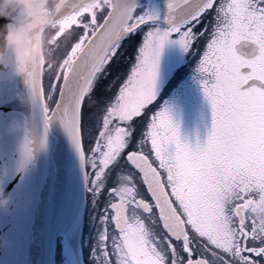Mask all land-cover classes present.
Returning a JSON list of instances; mask_svg holds the SVG:
<instances>
[{
  "label": "snow or ice",
  "instance_id": "1",
  "mask_svg": "<svg viewBox=\"0 0 264 264\" xmlns=\"http://www.w3.org/2000/svg\"><path fill=\"white\" fill-rule=\"evenodd\" d=\"M135 7L52 0L56 59L28 83L46 122L82 146L100 204L97 264H264V0H169L168 28L142 38L156 17ZM173 37L206 74L212 129L195 148L152 110L158 53ZM131 229L146 237L140 256L123 246Z\"/></svg>",
  "mask_w": 264,
  "mask_h": 264
},
{
  "label": "water",
  "instance_id": "2",
  "mask_svg": "<svg viewBox=\"0 0 264 264\" xmlns=\"http://www.w3.org/2000/svg\"><path fill=\"white\" fill-rule=\"evenodd\" d=\"M155 1L168 12L169 0ZM51 3L0 0V191L9 198L0 206V264H54L61 235L78 249L85 207L82 146L60 121L46 122L28 85L44 63L40 37L51 24Z\"/></svg>",
  "mask_w": 264,
  "mask_h": 264
},
{
  "label": "rangeland",
  "instance_id": "3",
  "mask_svg": "<svg viewBox=\"0 0 264 264\" xmlns=\"http://www.w3.org/2000/svg\"><path fill=\"white\" fill-rule=\"evenodd\" d=\"M154 9L153 1L142 0L138 3L135 11L138 15H155L157 13ZM158 15L160 14L158 13ZM68 26L67 23L62 24L60 31L63 32ZM53 27L54 25L48 26L41 38L44 63L49 64L56 59L55 44L57 36L60 34L59 32L53 34ZM147 27L148 31L152 28H158L161 32L168 28L163 24H149L142 28L144 32ZM174 39L175 37L166 41L158 53L155 79L156 97L153 102L158 106L154 110H167L173 125L178 129L180 140L195 148L206 144L212 129L211 104L204 92L202 83L206 74L201 73L198 76L195 72L191 73L190 68L193 65L190 64L198 61L199 57L185 51L180 44L173 42ZM135 58L136 54L131 63L135 62ZM182 66H185L186 70H183ZM163 89H165V93L158 96L164 91ZM164 96H166L165 101L162 100ZM116 132L117 130L114 129L110 136L108 135L111 137L109 142L114 141ZM169 147L170 151L175 150L174 144ZM68 255L69 253L65 250H60L55 259L58 260L59 258L60 264H69Z\"/></svg>",
  "mask_w": 264,
  "mask_h": 264
},
{
  "label": "flooded vegetation",
  "instance_id": "4",
  "mask_svg": "<svg viewBox=\"0 0 264 264\" xmlns=\"http://www.w3.org/2000/svg\"><path fill=\"white\" fill-rule=\"evenodd\" d=\"M154 2L157 18H160L159 23H163L164 19L167 17V11L165 6L155 0H151ZM157 6V7H156ZM158 13L160 15H158ZM148 30L145 31V33ZM134 54V51H133ZM135 54L132 58L129 59L128 63H131V61L134 59ZM185 63V62H184ZM182 63V65H184ZM191 69V73L195 72L198 76L201 74L199 71V59L196 61ZM183 70L185 69V66H182ZM164 91L161 92V94H158V96L165 93ZM160 93V91H159ZM167 95V93H166ZM162 100H166V96L162 97ZM158 104L152 105V110H154ZM114 129L105 128V131L102 133V137L105 141H108L111 139L110 134L113 132ZM87 147V142H86ZM84 167H85V211L83 216V224L80 232V236L78 238V249L74 251L68 240L65 236L61 235L56 240V247H55V258L58 253H60V250H65L67 253H69V264H97L94 256V251L97 249L98 240H99V231H100V224H99V213H100V204L96 201V198L94 197L93 193L89 189V175H90V169L88 168L86 161L84 160ZM122 176V184L127 183V174H121ZM132 238L135 243L136 247L130 248L128 247V239ZM124 248L127 250V252L130 255L134 256H140L142 255L146 248H147V242L146 237L144 233L141 230L138 229H131L129 232H127L122 240ZM55 264H60V259H55ZM58 262V263H57Z\"/></svg>",
  "mask_w": 264,
  "mask_h": 264
},
{
  "label": "clouds",
  "instance_id": "5",
  "mask_svg": "<svg viewBox=\"0 0 264 264\" xmlns=\"http://www.w3.org/2000/svg\"><path fill=\"white\" fill-rule=\"evenodd\" d=\"M8 199L9 198L5 196V194L2 191H0V206H6L8 203ZM128 247L130 248L136 247V243L132 238L128 239Z\"/></svg>",
  "mask_w": 264,
  "mask_h": 264
},
{
  "label": "trees",
  "instance_id": "6",
  "mask_svg": "<svg viewBox=\"0 0 264 264\" xmlns=\"http://www.w3.org/2000/svg\"><path fill=\"white\" fill-rule=\"evenodd\" d=\"M142 36H143V29H142V31H141V33H140L139 38H142ZM128 51L131 52V49H128ZM133 55H134V54H133V52H132L130 56H126L125 58L129 61V59L132 58Z\"/></svg>",
  "mask_w": 264,
  "mask_h": 264
},
{
  "label": "bare ground",
  "instance_id": "7",
  "mask_svg": "<svg viewBox=\"0 0 264 264\" xmlns=\"http://www.w3.org/2000/svg\"><path fill=\"white\" fill-rule=\"evenodd\" d=\"M47 28V26L43 29L42 33H41V37H40V40L42 38V35H43V32L45 31V29Z\"/></svg>",
  "mask_w": 264,
  "mask_h": 264
}]
</instances>
